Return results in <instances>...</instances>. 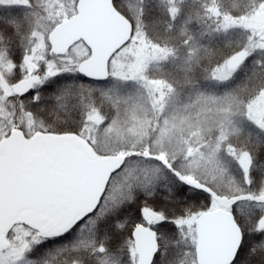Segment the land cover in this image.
Returning a JSON list of instances; mask_svg holds the SVG:
<instances>
[{
  "label": "snow or ice",
  "instance_id": "6c2138e0",
  "mask_svg": "<svg viewBox=\"0 0 264 264\" xmlns=\"http://www.w3.org/2000/svg\"><path fill=\"white\" fill-rule=\"evenodd\" d=\"M0 264H264V0H0Z\"/></svg>",
  "mask_w": 264,
  "mask_h": 264
}]
</instances>
